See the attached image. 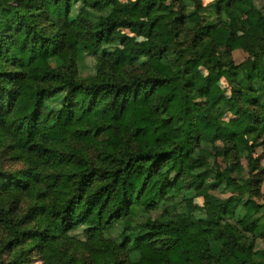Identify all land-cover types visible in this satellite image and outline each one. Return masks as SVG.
Returning a JSON list of instances; mask_svg holds the SVG:
<instances>
[{"label":"trees","instance_id":"trees-1","mask_svg":"<svg viewBox=\"0 0 264 264\" xmlns=\"http://www.w3.org/2000/svg\"><path fill=\"white\" fill-rule=\"evenodd\" d=\"M258 148L264 0H0V264H264Z\"/></svg>","mask_w":264,"mask_h":264},{"label":"rangeland","instance_id":"rangeland-1","mask_svg":"<svg viewBox=\"0 0 264 264\" xmlns=\"http://www.w3.org/2000/svg\"><path fill=\"white\" fill-rule=\"evenodd\" d=\"M210 1H212V0H203V2L205 4L209 3ZM120 34L125 35V34H127V32H120ZM234 59H235L236 63H238V64L245 62V64L249 68H251V66L253 65V61L250 60L247 57V54L241 50L234 52ZM82 72L84 75L91 74L93 72V61L91 58H87V66L82 69ZM214 79L216 82L215 86H214V92L216 94L223 92V95H224L223 97L228 99L230 96V93H229L228 83H227V70H224L222 72V74L217 75ZM244 143H246L245 140H244ZM255 156L258 158L257 159L258 160L257 167L259 169L264 168V148H258ZM7 158L5 157L2 160L3 161L2 167L4 170L16 171V170H21L24 168L23 163L8 160ZM243 170H244V175L247 176L248 169H247V162L245 160L243 161ZM216 194L220 195L219 192H216ZM35 264H41V263L38 262Z\"/></svg>","mask_w":264,"mask_h":264}]
</instances>
